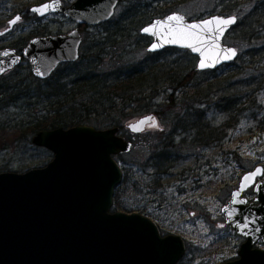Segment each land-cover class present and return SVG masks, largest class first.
Instances as JSON below:
<instances>
[{
  "label": "rangeland",
  "instance_id": "1",
  "mask_svg": "<svg viewBox=\"0 0 264 264\" xmlns=\"http://www.w3.org/2000/svg\"><path fill=\"white\" fill-rule=\"evenodd\" d=\"M46 1L49 0H1L0 31L9 29V21L15 17L21 19L0 38V49L12 47L21 51L28 39L36 35L67 33L77 27L73 20L61 15L40 18L32 12L34 5ZM126 1L122 5L120 0L113 17L130 4ZM238 1L237 7L227 12L229 0L161 2L171 6L170 13L180 12L191 20L216 14L238 15L239 23L228 32L224 43L235 46L240 55L228 65L216 70H196L198 57L176 47L157 56L147 50L151 39L140 32L122 43L114 52L116 59L107 57L100 65V71H112L134 62L163 58V62L168 59L179 65L181 77L191 74V81L175 93V103L169 100V83L159 76L150 110L140 109L147 103L136 102L125 110L131 116L124 118L120 134L132 140L134 148L116 156L124 179L114 197L117 194L123 206L152 218L161 234H178L185 239L186 254L178 264H217L238 259L245 239L226 223L222 208L246 172L257 166L264 170V0ZM248 15L251 18H245ZM80 29L85 55L84 49L93 36H104L106 28ZM249 34L254 35L250 38ZM28 72L30 65L24 61L0 79L4 87L18 85L20 80L29 85L27 95L17 94L12 102L9 97L0 101V172L24 173L48 165L54 157L53 151L33 144V135L30 140L21 138L20 131L15 129L29 122L43 107L34 96L36 85ZM116 114L95 116L90 126L103 130L115 127L111 121ZM149 114L157 118L158 127H147L142 134L130 133L127 125ZM178 114L184 127L175 129ZM158 151L165 154L158 156ZM245 197L253 201L256 196L249 189ZM257 245L264 249L262 242Z\"/></svg>",
  "mask_w": 264,
  "mask_h": 264
},
{
  "label": "water",
  "instance_id": "2",
  "mask_svg": "<svg viewBox=\"0 0 264 264\" xmlns=\"http://www.w3.org/2000/svg\"><path fill=\"white\" fill-rule=\"evenodd\" d=\"M119 3L120 0H74L64 6L61 0H49L34 5L31 10L46 4L55 5L54 10L49 8L43 14L32 12L40 18L61 13L77 27L65 34L31 38L22 52L12 47L0 49V77L27 61L31 74L46 80L60 65L77 62L84 41L79 26H99L110 21ZM172 15L183 16L186 24L232 17L235 22L224 26L218 48L210 40L201 42L197 36L169 43L172 37L167 35V27L157 29L156 35L144 31ZM238 21L239 16L235 14L191 20L185 14L173 12L154 18L142 27L140 34L151 39L147 46L150 53L175 47L187 49L198 57L196 70H216L239 58V50L224 43ZM14 25L0 31V38ZM187 43L200 51L183 46ZM154 44L157 45L155 49ZM228 49L234 50L236 55L223 59ZM5 52L8 55H3ZM205 58L210 66L201 68L200 61ZM213 60L217 62L213 64ZM147 117L159 123L155 116L146 115L127 125L130 133L145 132L147 125L143 131L136 132L130 125ZM120 133L119 126L103 130L83 124L70 129L40 130L32 137L34 145L53 151L54 157L42 168L24 173L0 172V264H178L182 260L187 248L180 235L161 234L155 221L142 213L113 212L111 209L117 186L124 179L116 156L134 148L133 141ZM263 175L262 166L246 172L222 208L226 223L245 241L238 250V259L217 264H264V249L257 245L264 244ZM246 176L252 178L245 181ZM250 188L256 196L253 201L245 197ZM237 192L239 196L235 195ZM245 223L248 228L243 227Z\"/></svg>",
  "mask_w": 264,
  "mask_h": 264
},
{
  "label": "trees",
  "instance_id": "3",
  "mask_svg": "<svg viewBox=\"0 0 264 264\" xmlns=\"http://www.w3.org/2000/svg\"><path fill=\"white\" fill-rule=\"evenodd\" d=\"M121 2L122 5L125 4L123 0ZM126 2L130 4L126 5L117 16L118 18L115 16L110 21L99 25L106 28L104 36L98 39L93 36L90 44L84 49L86 50L85 55H81L77 62L60 66L46 80L35 78L31 72L27 73V76L36 85V93L33 95L41 100L43 107L29 122L22 123L15 128L18 130L16 132L20 131L19 137L30 140V136L36 135L40 130L61 127L70 129L83 124L90 125L93 117L103 116V114L112 116L114 112L118 114H116V119L111 121L112 124L123 129L124 118L127 115L131 116V113L128 114L125 110L129 109L132 104L135 102L147 103L140 109L150 110L149 103L156 97L159 76L169 83L168 89L172 90L169 100L172 103L177 101L175 93L182 90L181 87L186 86L192 77L191 74L181 77L180 67L176 62H171L168 59L163 62V58H154V60L150 58V61L148 59L134 62L116 70L100 71L101 63L107 57L116 59L114 52L120 49L122 43L131 38L133 33L140 32L142 27L152 22L154 18L163 17L172 10L171 6H167L168 4L163 6L162 0H158V2L157 0H151V2L127 0ZM238 3V0H229L225 11H232ZM248 17L251 18V15L245 18ZM99 26L94 27L98 28ZM80 27L88 28L86 25ZM261 27L264 28V23ZM253 35L249 34V37L251 38ZM169 50L171 49L167 48L156 54L159 56ZM9 72L1 76L0 79H4ZM18 83V85L9 84L7 87L0 83V101L9 97L12 102L17 94L25 93L27 95L29 85L26 86L21 80ZM147 91H150L149 94ZM182 119L178 114L174 121L175 129H179L181 125L182 128L184 127ZM163 154L165 153L158 151V156ZM111 209L113 212L120 210L127 213L134 212L120 203L117 194Z\"/></svg>",
  "mask_w": 264,
  "mask_h": 264
},
{
  "label": "snow or ice",
  "instance_id": "4",
  "mask_svg": "<svg viewBox=\"0 0 264 264\" xmlns=\"http://www.w3.org/2000/svg\"><path fill=\"white\" fill-rule=\"evenodd\" d=\"M49 8H52L54 10L55 5L53 4H46L41 8H34L32 11L38 12L40 14H43L46 12ZM21 18L19 16L15 17L12 21H10V24H16ZM235 22V18H213L209 20H203L200 23H191V24H186L184 21V17L180 15H172L167 18L165 21H157L154 23L152 26L145 28L144 31L146 33L156 35L157 32L156 30L159 29L160 27H167L168 28V33L167 35L171 36L172 39L169 40V43H178L180 41L188 40L190 37L197 36L200 37L201 42L205 41H211V44L215 47H219V39L223 35V32L225 30L224 26L230 25ZM206 33V36L204 35ZM183 46L192 48L193 51H200L199 48L194 47L193 44L187 43ZM157 45H153V49H155ZM3 55H8L7 52L3 53ZM203 55V53H202ZM219 55V53H217ZM236 55V52L234 50L228 49L224 51L223 59H230L231 57H234ZM15 63V60L12 61ZM216 60H213L212 63H216ZM201 68H205L207 66H210L206 58L202 59L200 61ZM147 125L149 128H157L158 124L155 121L153 117H147L144 120H141L135 124L130 125L132 130L134 132L136 131H143L144 126ZM258 173L260 172V169L256 170ZM252 177L251 176H246L244 179L245 181L250 180ZM236 196H239L240 193L237 192L235 194ZM231 214V213H229ZM244 228H248V224L245 223L243 225Z\"/></svg>",
  "mask_w": 264,
  "mask_h": 264
},
{
  "label": "flooded vegetation",
  "instance_id": "5",
  "mask_svg": "<svg viewBox=\"0 0 264 264\" xmlns=\"http://www.w3.org/2000/svg\"><path fill=\"white\" fill-rule=\"evenodd\" d=\"M61 1H62V3H63L64 6H66V5H70L72 2H74V0H72V1L69 2V3H65L63 0H61ZM56 14H57V15H61V16L64 17V15H62L61 13H56ZM56 14H51V15H56ZM66 19H67V18H66ZM68 19H69V18H68ZM79 29H80V26H79ZM71 30H73V29H71ZM71 30H70V31H71ZM80 30H81V29H80ZM68 32H69V31H68ZM68 32H67V33H68ZM81 33H82V39H84V38H83V32H82V30H81ZM57 34H65V33H64V32H59V33H57ZM57 34L50 33V34H46V35H57ZM46 35H36V36H46ZM33 38H34V37H33ZM30 39H31V38H30ZM28 40H29V39H28ZM27 43H28V41H27ZM27 43H26V44H27ZM83 43H84V41H83ZM83 43H82V45H81V47H80V50L82 49ZM25 47H26V46H25ZM23 49H24V48H23ZM23 49H22V50H23ZM22 50L20 51V50L17 49L18 52H22ZM81 55H82V53H81ZM80 57H81V56H80ZM80 57H79V58H80ZM69 63H72V62H69ZM69 63H64V64H62V65L69 64ZM62 65H60V66H62ZM60 66H59V67H60ZM12 71H13V70H12ZM254 169H255V168H254ZM254 169H252V170H254ZM252 170H249V171H252ZM249 171H248V172H249ZM250 189H252V188H250ZM248 190H249V189H248ZM248 190H247V191H248ZM245 194H246V193H245ZM249 201H250V200H249Z\"/></svg>",
  "mask_w": 264,
  "mask_h": 264
}]
</instances>
